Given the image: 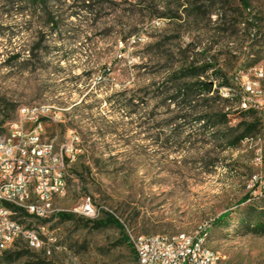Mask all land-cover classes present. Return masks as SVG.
<instances>
[{"label": "rangeland", "instance_id": "374dc122", "mask_svg": "<svg viewBox=\"0 0 264 264\" xmlns=\"http://www.w3.org/2000/svg\"><path fill=\"white\" fill-rule=\"evenodd\" d=\"M246 1L244 15L256 31L238 25L242 0H0V138L21 108L42 107L59 118L46 127L58 151L70 136L79 139L66 195L52 204L73 219H17L26 229L46 224L44 244L35 250L20 239L5 261L134 264L120 230L97 224L109 214L131 241L206 228L221 264H264V199L250 187L264 177L260 114V133L231 149L213 136L217 130L181 122L197 114L169 101L183 51L214 46L194 57L215 65L201 79L212 85L207 99H219L224 83L242 94L241 75L264 68V0ZM243 111L227 129L251 122ZM87 201L95 216L81 213ZM227 213L224 225H214Z\"/></svg>", "mask_w": 264, "mask_h": 264}, {"label": "built area", "instance_id": "2783aa9c", "mask_svg": "<svg viewBox=\"0 0 264 264\" xmlns=\"http://www.w3.org/2000/svg\"><path fill=\"white\" fill-rule=\"evenodd\" d=\"M264 77V68L260 75L242 74L238 88L243 90L240 108H257L264 121V89L257 87L256 78ZM227 97L229 95H223ZM55 114L43 111L42 107H23L18 118L10 123L7 135L0 138V203H9L11 215L0 210V253L11 249L12 240H32V230L23 232L14 220V213L21 211L22 202H34L35 198H44L47 202L53 197V191L63 192L60 187V175H65L69 161L77 160L79 139L70 136L64 142V151H56L54 140L47 136V122L58 121ZM49 154H56V161H49ZM262 165L263 155L258 158ZM264 168V167H263ZM251 189L264 199V177H255ZM4 192H17V200L3 202ZM31 219L46 223L59 212L54 210H22ZM84 215H96L90 201L81 206ZM40 241H35V250L43 247L42 237L47 226L40 224ZM202 240H208L207 229L196 233L176 235H140L132 238L137 253V264H221L222 260L212 261V251H202Z\"/></svg>", "mask_w": 264, "mask_h": 264}, {"label": "trees", "instance_id": "16d2710c", "mask_svg": "<svg viewBox=\"0 0 264 264\" xmlns=\"http://www.w3.org/2000/svg\"><path fill=\"white\" fill-rule=\"evenodd\" d=\"M33 4H40L44 3L46 4L48 0H30ZM243 13L241 14V20L238 22V25L243 24L248 32H251V30H255L254 25L251 24V21L247 19V17L244 15V13H247L250 11L251 5L249 1H242L241 2ZM51 21H54V17L51 19ZM261 34V28H257L256 35H254L255 38ZM251 36V34L249 35ZM162 46L160 44L157 45L156 50L157 52L160 51ZM214 46L209 49H204L200 54H189V51H183L181 54L182 61H180V67L177 68V71L174 73V78L171 81V84H174V87L170 89L174 92V95L169 98V101L175 103L179 108L183 109V111H190V116H193L195 114L196 117L193 119H189L190 117L188 115L183 114L180 116V120L186 121L190 120L191 123L194 125H198L203 123L201 126L202 129L208 131V132H216L213 136H222V140L225 143L226 147L231 149H236L244 140L255 136L260 133V122L257 116V112L260 114V112L256 109H250L247 111H243L240 108V101H241V93L240 91L236 90L235 88L231 87L229 83H224L222 85V89L220 90V98H206L209 94H211L212 91V85L208 83H203L201 81L202 78L211 70H214L215 65L213 63L211 64H203L202 60H199L198 58L195 59L194 57H198L201 55H204V53H209L213 50ZM193 55V56H192ZM163 60V59H161ZM215 60H211L210 62H214ZM220 74V71L216 72V75ZM227 87V88H226ZM223 89H230L229 96L224 97L223 96ZM218 101H223L224 106L219 107L213 103H216ZM229 105L230 109H228L227 112H225V106ZM228 106V107H229ZM227 107V108H228ZM204 109L206 111L205 115H201L200 110ZM244 112L248 120H251L249 123H239L236 128H230L227 129V126L232 122V116L237 112ZM199 114V115H198ZM261 116V115H260ZM262 119V116H261ZM263 121V119H262ZM264 123V122H263ZM224 128V129H223ZM264 128V127H263ZM250 197L246 196L241 202H246ZM15 219H21L23 218H29L27 213L24 211L15 212ZM231 213H227L219 217L215 222L214 225L216 226H222L226 223V221L230 218ZM56 217V216H55ZM57 217L60 220L63 221H69L72 220L74 215L62 213L59 212L57 214ZM259 219L261 220L259 226H263L264 228V217L260 216ZM99 226H107L111 225L116 227L118 230H120V233L122 235L123 242L128 246L130 254L133 259V263H138V257L137 253L134 249V246L129 239V237L125 233V229L120 223L118 219H116L114 216L107 214L106 218L101 219L97 222ZM8 252V251H7ZM5 253L8 254V253ZM11 255L8 256V258L4 262L5 264H9L12 261ZM16 256V255H15ZM20 256V255H18ZM14 257V256H13Z\"/></svg>", "mask_w": 264, "mask_h": 264}, {"label": "bare ground", "instance_id": "6f19581e", "mask_svg": "<svg viewBox=\"0 0 264 264\" xmlns=\"http://www.w3.org/2000/svg\"><path fill=\"white\" fill-rule=\"evenodd\" d=\"M262 68H256L254 69V75H260ZM264 77H257L256 78V85L257 87H261L264 89L263 86ZM242 90V89H241ZM243 100V93L241 94V101ZM250 109H256L257 108H241V110H250ZM43 111L49 112L47 109L42 108ZM56 151L57 148H56ZM61 151H64L61 150ZM49 161H56V154H49ZM66 169L65 167V175H60V187L63 189V192L60 194V191H53V197L50 199V202H47L44 198H35L34 202H22L21 203V210H38V211H46V210H52V204L55 202L56 199L62 198L66 195L67 191V180H66ZM14 200H17V192H4L3 193V202H12ZM0 210L4 211V215H11V208H9V203H0ZM16 213H14V220L16 225L19 226L23 230V232H30L32 230V240L28 241V245L30 248H35V241H40V229H26L23 227L17 219H15ZM187 234V233H182ZM18 240H12L11 241V247L17 242ZM202 251H209V245L208 240H202ZM212 251V261H219V257L217 253L211 249ZM4 259H1V253H0V264L3 263Z\"/></svg>", "mask_w": 264, "mask_h": 264}, {"label": "water", "instance_id": "95a60500", "mask_svg": "<svg viewBox=\"0 0 264 264\" xmlns=\"http://www.w3.org/2000/svg\"><path fill=\"white\" fill-rule=\"evenodd\" d=\"M242 1H246V0H242Z\"/></svg>", "mask_w": 264, "mask_h": 264}]
</instances>
